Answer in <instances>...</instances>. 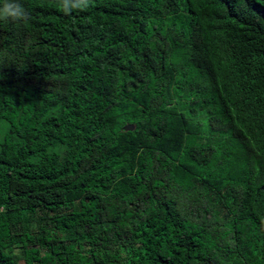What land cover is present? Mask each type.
Instances as JSON below:
<instances>
[{
  "label": "trees",
  "instance_id": "16d2710c",
  "mask_svg": "<svg viewBox=\"0 0 264 264\" xmlns=\"http://www.w3.org/2000/svg\"><path fill=\"white\" fill-rule=\"evenodd\" d=\"M19 2L0 264H264V0Z\"/></svg>",
  "mask_w": 264,
  "mask_h": 264
},
{
  "label": "clouds",
  "instance_id": "9594fccd",
  "mask_svg": "<svg viewBox=\"0 0 264 264\" xmlns=\"http://www.w3.org/2000/svg\"><path fill=\"white\" fill-rule=\"evenodd\" d=\"M91 0H59L58 7L65 15L73 9L84 10L90 6ZM28 16V10L19 0H4L3 6H0V20L11 22L25 21Z\"/></svg>",
  "mask_w": 264,
  "mask_h": 264
},
{
  "label": "water",
  "instance_id": "95a60500",
  "mask_svg": "<svg viewBox=\"0 0 264 264\" xmlns=\"http://www.w3.org/2000/svg\"><path fill=\"white\" fill-rule=\"evenodd\" d=\"M126 130H132V127H126Z\"/></svg>",
  "mask_w": 264,
  "mask_h": 264
}]
</instances>
